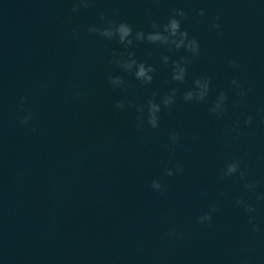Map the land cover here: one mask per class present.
Here are the masks:
<instances>
[{
    "label": "water",
    "instance_id": "water-1",
    "mask_svg": "<svg viewBox=\"0 0 264 264\" xmlns=\"http://www.w3.org/2000/svg\"><path fill=\"white\" fill-rule=\"evenodd\" d=\"M174 9L184 10L177 18L199 41L198 56L134 39L138 30L153 31V21L167 23ZM109 20L131 25L134 42L127 49L118 37L88 31ZM125 51L156 69L150 84L113 62L114 52L118 58ZM165 55L189 57L183 82L172 79ZM111 76L126 83L117 87ZM204 77L210 78L205 101L186 102L184 93ZM233 79L247 90L242 99ZM172 88L175 102L152 128L147 101L155 93L159 102ZM220 91L227 111L218 118L209 107ZM138 105L145 106L142 127ZM171 133L179 137L174 150ZM232 160L240 161L244 176L220 179ZM168 168L175 174L168 176ZM154 179L166 190H154ZM252 182L254 188L245 187ZM212 205L211 223H197ZM33 264H264V0H89L80 7L53 124Z\"/></svg>",
    "mask_w": 264,
    "mask_h": 264
},
{
    "label": "clouds",
    "instance_id": "clouds-1",
    "mask_svg": "<svg viewBox=\"0 0 264 264\" xmlns=\"http://www.w3.org/2000/svg\"><path fill=\"white\" fill-rule=\"evenodd\" d=\"M89 0H74L73 11H77L81 6L87 7ZM174 15L169 16L168 22L160 25L156 21L152 22L151 28L153 31L144 33L143 30H138L135 32L134 39L137 41L147 40L149 43H159L165 45L169 48V51L172 50L173 46L175 49H180L183 47L186 51L190 52L193 57L198 56L200 52V44L199 41L195 37H189L187 30L181 27L180 20L177 17H184L185 13L183 9H174ZM199 15H204V9L199 10ZM214 28L217 30L220 29V25L214 24ZM162 28V30H160ZM89 32H97L101 36L107 37L109 39L118 37L120 43L124 44L126 49L133 44V29L131 25L126 22H120L116 24L115 21L109 20L107 21V25L103 28H99L97 26H90L88 29ZM114 59L113 62L118 64L123 70L127 72H132L137 80L145 84H150L153 80V73L156 69L152 65H148L145 62L137 61L135 59V54L131 51H125L121 53L118 58H116L115 52L113 53ZM163 61L167 64L171 57L165 55L163 56ZM191 60L189 57H181L180 60H171L172 64V79L178 82H183L186 78L187 74V65ZM233 67H239V64L236 61H231ZM110 81L113 85L117 87L123 86L126 82L123 80L121 76H111ZM195 87L187 90L184 93V100L186 102L197 101L203 102L205 101L208 93L210 91V78H196L194 80ZM234 86H236L239 91V96L241 99L247 94V90L241 88L239 82L235 79L231 82ZM177 89L172 88L169 90L167 94L162 96L157 102L156 94L153 93V97L147 101V123L152 128L159 127V115L163 108L170 107L175 102ZM76 95L79 96V91L76 92ZM116 106L118 108H124L125 104L123 101H117ZM144 110L145 106L138 105L137 106V120L139 121L137 127H142L144 124ZM209 111L216 115L218 118L222 116L227 111V95L224 91H220L216 97V100L209 107ZM32 119V114L29 113L26 117L23 118V123L27 124L29 120ZM252 122V117L248 116L245 123L250 124ZM170 140L172 141V146L174 150L175 144L179 142V137L176 133L170 134ZM176 171H181V165L177 162ZM236 173H239L241 177L244 176V172L240 167L239 160H232L228 162L225 168L222 170L220 179H224L226 176H231ZM166 174L168 176L174 175V171L171 168L166 169ZM151 187L154 190H166V185H163L160 180L154 179L151 182ZM245 187L248 189H252L255 187V183H246ZM238 205H243L245 210L249 213L254 212L255 208L246 203L242 199H238L236 201ZM216 211V205H212L209 211H206L197 217V223H211L213 219V212ZM253 217L249 218V222L252 223ZM253 229H256V225L253 224ZM172 235H176L174 232ZM182 235V234H180Z\"/></svg>",
    "mask_w": 264,
    "mask_h": 264
}]
</instances>
